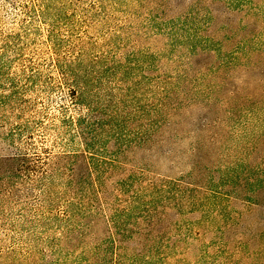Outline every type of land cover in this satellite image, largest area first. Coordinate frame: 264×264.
I'll list each match as a JSON object with an SVG mask.
<instances>
[{
  "label": "rangeland",
  "instance_id": "1",
  "mask_svg": "<svg viewBox=\"0 0 264 264\" xmlns=\"http://www.w3.org/2000/svg\"><path fill=\"white\" fill-rule=\"evenodd\" d=\"M0 264H264V0H0Z\"/></svg>",
  "mask_w": 264,
  "mask_h": 264
},
{
  "label": "trees",
  "instance_id": "2",
  "mask_svg": "<svg viewBox=\"0 0 264 264\" xmlns=\"http://www.w3.org/2000/svg\"><path fill=\"white\" fill-rule=\"evenodd\" d=\"M56 69L59 71L60 76L62 78L61 84H65L68 87L70 96L74 100H78L81 94H78L80 91V87L76 81H74V77H71L68 74V70L66 69V65L62 64L59 60L56 61ZM82 92V91H81ZM89 117L86 116H67L66 118V126L72 127L73 131H70L69 133L76 135L78 133L79 136H82L84 138L85 130L88 129L90 125V122L88 121ZM76 133V134H75ZM72 135V136H73ZM84 151H87L88 153L94 154V149L91 145L84 143ZM91 168H88V175H92L90 172ZM73 171L69 169V173L67 174L68 184L69 186H75L78 182H80L81 177L79 179H76L74 176ZM82 182V181H81ZM80 182V184H81ZM79 184V183H78ZM76 189V188H75ZM76 191V190H75Z\"/></svg>",
  "mask_w": 264,
  "mask_h": 264
}]
</instances>
